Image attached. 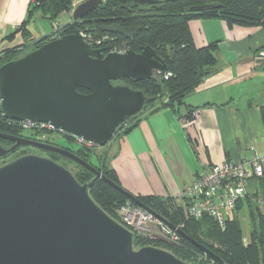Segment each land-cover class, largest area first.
<instances>
[{"label":"water","instance_id":"1","mask_svg":"<svg viewBox=\"0 0 264 264\" xmlns=\"http://www.w3.org/2000/svg\"><path fill=\"white\" fill-rule=\"evenodd\" d=\"M162 1L132 0L134 6ZM103 3L81 2L73 11V22ZM103 31L132 38L140 28L112 24L104 26ZM160 70L166 71L167 66L150 47L141 53L129 50L105 54L93 48L81 30L58 34L0 66V107L9 120L46 123L55 131L104 147L125 121L142 112L147 102L142 91L113 82L158 79ZM78 88L88 93H80ZM0 138L15 143L10 149L0 145V158L23 146L56 152L116 187L130 202L151 211L137 196L67 149L3 133ZM94 181L82 185L62 165L36 155L0 166V264H187L153 246L136 250L133 233L91 198L89 188ZM179 233L226 264L205 246Z\"/></svg>","mask_w":264,"mask_h":264},{"label":"trees","instance_id":"2","mask_svg":"<svg viewBox=\"0 0 264 264\" xmlns=\"http://www.w3.org/2000/svg\"><path fill=\"white\" fill-rule=\"evenodd\" d=\"M74 3L75 0H32L28 19L5 38L13 41L20 33L23 43L1 51L0 66L52 40L53 35H69L76 30L85 33L91 41L90 45L101 49L105 54L116 47L135 53H141L146 47L152 48L167 66L166 71H159L158 79L151 77L143 81H135L125 78L113 82L114 85L142 91L147 98L142 112L125 121L117 130L115 138H120L135 129L147 114L163 108L177 110L178 107L185 105V100L205 79L220 71L219 44L215 42L198 48L190 30L191 21L217 19L227 22L229 26H264V0H164L151 6H134L132 0H106L81 20L58 28L53 35L40 41L32 38L29 29L31 23L44 19L53 24L62 14L73 12ZM112 24L139 27L140 31L132 38L103 31L104 26ZM256 53L263 59L264 45ZM262 67L264 68V63ZM78 91L83 94L88 93L84 89L78 88ZM261 112L264 120V105L261 106ZM191 113L192 111H189L186 118H189ZM22 125L21 122L5 118L0 107V133L16 137L25 135ZM69 138L73 139L75 145L73 150L69 148L70 152L93 165L106 178L121 187L111 164L115 155H111L109 144L102 148V152H105L100 154L97 148L87 142H79L71 136ZM0 145L10 149L12 141L0 138ZM22 150L18 148L0 160L4 163L15 161L25 155ZM42 151L46 152L52 161L66 169L68 167L64 161L73 164L77 171L68 170L80 184H89L95 180L94 185L89 188L91 198L112 219L118 220V210L130 202L125 194L73 160L56 152ZM92 155H96L101 162L99 165L90 162ZM8 158H11L10 161H6ZM256 189L253 194L244 197L236 204V211L242 212L250 221L249 242L246 245L243 242L242 224L236 214L227 220L226 228L223 230L209 216L200 219L187 218L184 209L176 206L173 198L153 196H137V198L172 226L184 225L181 228L183 233L208 248L224 263L264 264V176L256 180ZM133 245L136 250L153 246L169 251L187 264H221L184 237L178 244L171 245L134 234Z\"/></svg>","mask_w":264,"mask_h":264},{"label":"crops","instance_id":"3","mask_svg":"<svg viewBox=\"0 0 264 264\" xmlns=\"http://www.w3.org/2000/svg\"><path fill=\"white\" fill-rule=\"evenodd\" d=\"M83 1L75 0L74 7ZM31 5L32 0H0V53L23 43L20 33L13 41L5 38L28 19ZM60 17L57 26L31 23L32 38L53 35L73 22V12ZM190 30L198 48L219 44L220 71L205 79L185 105L147 114L135 129L109 143L121 187L135 196L173 198L206 168L264 153V58L256 53L264 45V26L193 20Z\"/></svg>","mask_w":264,"mask_h":264},{"label":"built area","instance_id":"4","mask_svg":"<svg viewBox=\"0 0 264 264\" xmlns=\"http://www.w3.org/2000/svg\"><path fill=\"white\" fill-rule=\"evenodd\" d=\"M55 36L57 35H53V38ZM83 36L90 44L91 41L88 36L85 33ZM125 52L127 51L124 48L116 47L110 53L124 54ZM193 117L197 120L199 116L194 114ZM185 119L179 117V121L183 124L187 123ZM25 124L28 128L37 129L40 132L47 129L54 130L46 123L25 122ZM39 136L42 137L41 134ZM263 176L264 153H256L251 159L242 158L238 161L217 163L203 170L192 185L173 197L174 204L184 209L187 218L200 219L203 216H209L223 230L226 228L227 220L236 214L242 224L243 233L248 234L243 227L241 218L243 214L236 211V204L239 200L254 193L252 192V184ZM258 204L261 205L262 202ZM117 218V222L131 231L133 235L137 234L149 240L173 245L178 244L182 238L179 231H182L181 228L184 225L171 228L155 213L132 202L126 203L118 210ZM243 242L246 245L249 238L243 237Z\"/></svg>","mask_w":264,"mask_h":264},{"label":"rangeland","instance_id":"5","mask_svg":"<svg viewBox=\"0 0 264 264\" xmlns=\"http://www.w3.org/2000/svg\"><path fill=\"white\" fill-rule=\"evenodd\" d=\"M60 21H62V17H60L57 21H55L53 24L55 26H57V23H59ZM36 23H38L39 26H51V24L49 23V21L47 20H44V19H39V20H36L35 21ZM34 22V23H35ZM62 23V22H60ZM262 102L264 103V101L262 100ZM41 136L44 138V139H47V140H52L53 142H56L59 146H62L64 147V149H67L69 150V148H71L73 150V148L75 147V145L73 144V139L72 138H69L68 135L66 136H61L59 134H56V132L54 130H44L43 132L40 133ZM95 147V146H94ZM105 147V146H104ZM97 148V152H100L101 153H104L102 152V148L103 147H95ZM108 148V146L106 147V149ZM23 152H25V155L26 154H30V155H36V156H40V157H46V158H49L48 155L46 154V152L42 151V150H38V149H35V148H28V147H23L22 148ZM112 155V153H111ZM11 158H8L6 161H10ZM50 159V158H49ZM12 162V161H11ZM90 162L94 165H99L101 162H99L98 158L96 157V155H92L90 157ZM3 160H0V166H4L6 165L7 163H4ZM64 164L67 165L68 169L71 171V172H76L77 171V168L71 164V163H67L66 161H64ZM243 216V217H242ZM241 218H242V221H243V227L245 229V231L248 233V228H249V222L248 221V218L246 215H241ZM244 237L245 239H248V234H244Z\"/></svg>","mask_w":264,"mask_h":264},{"label":"flooded vegetation","instance_id":"6","mask_svg":"<svg viewBox=\"0 0 264 264\" xmlns=\"http://www.w3.org/2000/svg\"><path fill=\"white\" fill-rule=\"evenodd\" d=\"M23 128L25 129L24 130V132H25V135H20V136H18V137H22V138H25V139H28V140H32V141H37V142H40V143H44V144H50V145H54V146H57V147H61V148H63L64 149V147H62V146H59L56 142H53L52 140H47V139H44V138H42V137H40L39 135H40V131L39 130H37V129H30V128H28L27 127V124H25V123H23ZM26 126V127H25ZM56 132V134H59V135H61V136H66V135H68V134H65V133H63V132H58V131H55ZM68 136H70V135H68ZM72 137V136H71ZM15 143L14 142H12V145H11V147L14 145ZM23 147H28V148H35V149H38L39 150V148H36V147H32V146H23ZM23 147H20V148H23ZM40 150H42V149H40ZM27 155H30V154H26V155H24V156H27ZM24 156H22V157H24ZM13 162V161H12ZM10 163V162H9Z\"/></svg>","mask_w":264,"mask_h":264},{"label":"clouds","instance_id":"7","mask_svg":"<svg viewBox=\"0 0 264 264\" xmlns=\"http://www.w3.org/2000/svg\"><path fill=\"white\" fill-rule=\"evenodd\" d=\"M75 9V8H74Z\"/></svg>","mask_w":264,"mask_h":264}]
</instances>
